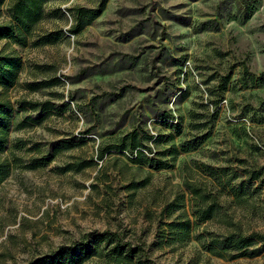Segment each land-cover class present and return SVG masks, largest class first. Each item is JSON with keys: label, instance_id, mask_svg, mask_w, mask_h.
<instances>
[{"label": "rangeland", "instance_id": "374dc122", "mask_svg": "<svg viewBox=\"0 0 264 264\" xmlns=\"http://www.w3.org/2000/svg\"><path fill=\"white\" fill-rule=\"evenodd\" d=\"M101 6L68 32L74 7ZM44 9L26 46L0 39V53L23 62L4 94L10 126L0 157L21 161L0 185V264H27L93 229L143 244L155 264H264V248L235 259L206 251L210 234L225 233L218 218L182 240L163 223L190 214L185 182L224 196L213 178L235 176L232 183L247 181L248 197L222 211L243 231L264 233V0H49ZM58 29L61 40L33 45ZM52 78L59 82L31 89ZM45 101L51 109L32 108ZM153 109L173 117L157 119ZM134 127L157 137L144 154L165 168L132 163L128 151L97 157ZM182 142L197 146L185 152ZM253 169L261 176L249 181ZM106 263L91 256L81 264Z\"/></svg>", "mask_w": 264, "mask_h": 264}, {"label": "trees", "instance_id": "16d2710c", "mask_svg": "<svg viewBox=\"0 0 264 264\" xmlns=\"http://www.w3.org/2000/svg\"><path fill=\"white\" fill-rule=\"evenodd\" d=\"M6 0H0V6ZM49 0H11L6 9L9 20L0 23V39L10 38L20 46H26L32 36L35 26L45 17L44 5ZM86 7H74L72 9L73 22L68 32L77 34L85 26L94 20L101 10ZM64 36L62 30H51L37 35L33 45H45L55 43ZM23 67L21 57L17 55L0 53V153H2L8 143V132L10 126V101L5 97V92L13 87L17 81L19 71ZM229 76H223L219 81L220 89L225 90ZM49 82H35L31 89H37L43 85H53L59 79L52 78ZM216 106L218 101L213 102ZM42 106V110H49L52 104L49 101L43 103H32V108ZM152 113L157 119H172L169 111L153 109ZM213 116L210 115V119ZM202 127L205 126L203 123ZM211 134V129L207 128L199 137L200 141L206 140ZM155 142L152 134L147 131H139L134 127L131 131L118 139L117 143L108 144L105 148H100L97 157L102 159L106 151H128L132 156V163L147 164L155 169L165 168L167 162L159 158H147L144 150L151 152L147 142ZM196 145L191 143L185 146L181 143V149L185 152L194 149ZM171 154L177 152L172 146ZM21 158L16 155L0 157V185L8 177L11 171L19 166ZM156 162V164H154ZM84 165V164H83ZM248 180L255 181L261 176L260 169H253L248 172ZM230 177L222 181L220 177L213 178V184L217 183L221 187V193L205 192L196 184L185 182L190 194V214L181 211L175 219L170 222H163L170 234L176 235L178 239L187 238L193 227L208 220L218 218V221L225 226V233L210 234L209 239L203 246L206 251L219 257L235 259L243 256L256 255L261 248H264V233L260 231H243L241 226L232 220L230 215L222 211V205L243 202L248 197L247 181L240 180L232 183ZM263 182V181H261ZM173 202L165 205L164 211L168 214L175 210ZM177 206H179L177 204ZM179 208V207H178ZM257 245H260L257 247ZM87 251V252H86ZM91 256L105 257L106 264H155L144 253L143 244H133L124 241L116 231L93 229L85 233L80 239L73 240L69 244L58 246L55 250L29 261L27 264H81Z\"/></svg>", "mask_w": 264, "mask_h": 264}]
</instances>
